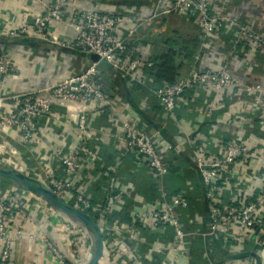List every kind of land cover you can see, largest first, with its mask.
<instances>
[{
	"label": "built area",
	"instance_id": "obj_1",
	"mask_svg": "<svg viewBox=\"0 0 264 264\" xmlns=\"http://www.w3.org/2000/svg\"><path fill=\"white\" fill-rule=\"evenodd\" d=\"M155 1L151 6L152 19L165 16L194 19L204 43L221 38L223 34H232L235 49H241L242 43L247 41L251 48L254 47L249 53H256L257 49L264 56V35L215 10L211 1ZM39 3L42 10L28 13V22L12 30L8 37L51 42L57 35L56 25L63 24L75 33V37L69 42L59 43L61 47L87 57L96 55L99 61L43 89L0 96V169L25 175L94 220L104 241V253L98 264L189 262L195 235L219 244L224 253L225 257L219 255L215 261L207 259L205 264H238L235 259L228 262L227 256L239 255L242 251L237 247L241 245L245 246L243 251H250L252 256H257L259 264H264V178L258 191H251L248 182L251 177L261 180L263 171L254 169L250 164L252 161L259 165L261 160L264 162L263 153H260L263 152L264 135L257 138L256 147H251L242 138L227 140L224 137H216L218 141L205 138L193 146L192 155L201 184L206 188L208 207V228L198 232L185 225L184 215L187 217L189 200L179 193H171L164 184L172 172L165 163L166 151L171 147L163 149L138 122L122 119L120 130L113 127L104 133L105 137L115 142L118 140L124 155L130 154L141 166L148 167L160 189L158 201L129 209L126 199L135 201V198H126L114 168L104 167L99 149L100 134L91 126V115L96 107L102 111L108 107L105 112L115 117L112 100L101 91L97 82L100 63L113 67L121 79L130 84H142L148 76L147 71L153 64L150 59H142L144 52L132 42L141 36L149 20L136 11L109 13L95 5L90 9H81L78 0ZM147 58H150L148 54ZM19 76L10 56L0 54V83L13 81ZM247 79L228 67L220 70L194 69L188 75L179 77L175 83L155 89L154 94L167 117L174 114L183 102L187 103L186 98L211 92L216 97V103L207 108L198 107L196 112L203 114L208 124L215 123L216 119H220L218 113L221 112L215 106L225 103L223 110L230 123L242 121L248 132L255 136L257 131H264V85ZM228 101L234 106L237 104L235 111L231 110L232 105H228ZM60 102L74 103L77 107L74 129L79 143L72 147L69 141L57 153L40 150L41 123H46L48 137L52 124L61 120V117L54 116V109ZM224 123L220 121L219 126ZM24 149L29 152L33 164L25 162L29 157H23ZM240 165L246 170L238 169ZM103 181L107 190L96 192L97 187L104 184ZM232 181L236 182L233 195L223 196V187L229 186ZM126 206L130 221L114 217L125 211ZM31 213L36 218L31 222L33 229L30 236L25 237L24 226L31 221ZM109 216L115 220L108 221ZM40 221L43 222L42 228L38 224ZM43 234L46 253L57 264H73L71 258L74 256H78L75 264L78 261L79 264L90 262L92 243L89 246L90 240L84 227L67 219L36 194L0 179V264H14L17 243L26 238L30 242H38ZM250 259L248 264H256Z\"/></svg>",
	"mask_w": 264,
	"mask_h": 264
},
{
	"label": "crops",
	"instance_id": "obj_2",
	"mask_svg": "<svg viewBox=\"0 0 264 264\" xmlns=\"http://www.w3.org/2000/svg\"><path fill=\"white\" fill-rule=\"evenodd\" d=\"M39 1L48 3L51 0ZM39 1L0 0V54H8L11 62L20 73L17 79L4 84L0 83V96L43 89L64 80L74 71L88 68L94 62L91 57L61 47L59 43L69 42V39L73 40L75 37V33L63 24L56 25L55 30L57 31L55 33L57 35L51 42L35 38L13 39L8 37L12 30L28 22V13H37L42 10ZM209 1H211L215 10L237 19L241 25L248 26L256 33L264 35V0ZM155 2V0H78V6L81 9H90L92 5H95L98 9L109 13H115L118 10H124V12L136 11L149 22L143 29L141 36L136 37L132 44L137 48L141 47V51L152 56L154 49L149 41V36L152 35L150 33L153 32V25L160 23V20L164 18L156 17L152 19L154 14L151 6ZM165 17L167 18V16ZM175 24H172V26ZM195 28L197 27L195 26ZM231 36L232 34H223L221 38L211 39L209 43H204L202 36L196 33V38L200 41L198 52H196L191 62L182 59L178 61L177 64L180 66L179 77L188 75L194 69L210 68L220 70L228 67L235 74L249 78L247 80L250 81H253L251 79L260 81L264 85V56L257 52V49L256 53H249L254 47L251 48L247 41L242 43L241 49H235ZM123 38H125V35ZM99 72L98 85L101 91L112 100L115 117L113 114L109 115L108 112H105L108 107H105V111L96 107L91 115V126L96 133L100 134L99 149L103 161L105 160V153L113 154L111 163L108 166L114 168V174L119 179L122 188H124L123 190H125V197L132 196L135 198V201L126 199L129 209L133 206L139 207L158 201L160 199V189L158 181L148 167L141 166L130 154L125 153L124 155L118 140L115 142L109 137H105L104 133L113 127L120 130L122 119L138 122L145 132L156 138V143L163 149L171 147L170 150L166 151L165 163H168L172 172L166 177L164 184L171 193H179L189 200L190 207L187 210V217L184 215L185 225L188 229L198 232L206 231L208 228L206 188L201 184V177L192 155L193 146L198 145L205 138L218 141L217 138L224 137L227 140L242 138L244 141H248L251 147H256L257 138H261L264 131H257L255 136H252L242 121L238 120L230 123L226 112L223 110L225 103L216 104L215 108L221 110L218 113L220 119L217 120L213 116L216 122L208 124L204 115L196 112V109L198 107L207 108L216 103V97L211 92H203L199 97L190 96V98H186L187 103L183 102L174 114L166 117L154 94L155 89L153 88L152 78L146 76L142 84H130L128 81L121 79L113 67L105 63L99 64ZM227 104L232 105L230 106L232 111L236 110L237 104L234 106L230 101ZM223 111L225 116L221 115ZM77 112L74 103H58V106L54 109V116L61 117V120L52 124L53 129L48 137L45 132L46 123H41L39 135L42 138V144L40 150L57 153L64 149L69 141H71L72 147L78 145L79 137L74 129ZM220 121H225L223 126H219ZM239 122H242V124ZM214 126L215 128H213ZM262 149L263 152L260 153L261 155L263 153L262 158L264 159V143ZM22 155L26 159L29 157L25 160L26 163H34L27 150L24 149ZM250 165L254 169L260 168L263 171L260 181H256V177H251L248 181L252 187L251 191H258L264 178V162L261 160L259 165L256 161H252ZM238 169L246 170L243 165L238 166ZM258 172L260 173V170ZM234 183L236 182L232 181L229 186L223 187V196L231 197L233 195L235 191ZM142 188L146 189V194L149 197L140 192ZM135 203L136 205H134ZM35 218L36 215L31 213V221L24 226L25 237L30 236L33 229L31 222ZM191 219L197 222L194 224L190 221ZM38 224L42 228L43 222L40 221ZM44 239L43 234L38 242H30L27 238L18 242L15 247L14 264H57L46 253ZM191 244V255L194 253L196 257L194 259L192 257L189 262L182 260L179 264H205L207 259L215 261L220 254V256L225 257L219 244L212 242L210 239L206 240L200 235H195ZM244 247L242 245L237 247L242 251L239 256L247 255L249 257L239 259L234 256L231 260L235 259L238 264H248L247 262L251 257L256 261V264H259L257 256H252L251 253L245 254ZM77 258L78 256L71 258L73 264H75ZM231 260L227 259L228 262ZM76 264H79V261Z\"/></svg>",
	"mask_w": 264,
	"mask_h": 264
},
{
	"label": "trees",
	"instance_id": "obj_3",
	"mask_svg": "<svg viewBox=\"0 0 264 264\" xmlns=\"http://www.w3.org/2000/svg\"><path fill=\"white\" fill-rule=\"evenodd\" d=\"M161 22L153 25V29L155 31L152 34V47L154 49V54L147 58V54L143 53V60L150 59L153 67L148 69L149 78L153 79V88L158 89L159 87L165 84H173L179 78V69L180 66L177 64L180 59L186 60L188 62L193 61L194 55L198 52L200 41L196 38V33L201 34V32L195 28L194 19L187 20L185 18H171L164 17ZM168 21L172 24L178 23L179 25L184 24L189 27L190 30L194 32V36L191 37L187 35L183 37L179 32L172 31L170 35L166 33L165 25L168 24ZM196 32V33H195ZM259 122V121H258ZM105 160L103 161L105 164L104 167H108L111 163V159L113 154L105 153ZM171 174V173H170ZM35 186H38L37 183L31 181ZM104 184L97 187L96 192L107 190V184L103 181ZM144 187V186H143ZM169 190V189H168ZM170 191V190H169ZM140 192L146 196V189L142 188ZM149 197V196H148ZM147 197V198H148ZM114 217H119L123 219V221H130L129 213L127 212V206L125 211L120 212V214L115 215ZM113 216H109L108 221L115 220ZM251 253L250 251H246L245 254ZM194 255V253H193ZM196 257L195 255L193 256ZM221 255V254H220ZM247 255H236L235 258H247ZM232 257L227 256V259L231 260ZM251 258V257H250ZM249 258V259H250Z\"/></svg>",
	"mask_w": 264,
	"mask_h": 264
},
{
	"label": "water",
	"instance_id": "obj_4",
	"mask_svg": "<svg viewBox=\"0 0 264 264\" xmlns=\"http://www.w3.org/2000/svg\"><path fill=\"white\" fill-rule=\"evenodd\" d=\"M91 60L98 62V56L94 55ZM0 179L8 180L26 191L32 192L44 199L52 208L85 228L92 242V258L88 264H98L104 253V241L99 226L85 213L64 203L52 190L39 185L35 186L25 175L14 170L0 169Z\"/></svg>",
	"mask_w": 264,
	"mask_h": 264
},
{
	"label": "rangeland",
	"instance_id": "obj_5",
	"mask_svg": "<svg viewBox=\"0 0 264 264\" xmlns=\"http://www.w3.org/2000/svg\"><path fill=\"white\" fill-rule=\"evenodd\" d=\"M165 29H166V33L168 34V35H170L171 34V32L172 31H177V32H179L181 35H183V37H185V36H187V35H190L191 37H193L194 36V32L192 31V30H190L189 28H187L186 26H184V25H177V24H175V25H171V23L168 21V24L167 25H165ZM153 31H155L154 29H153ZM155 32H152V33H150V34H154ZM152 39H153V36L152 35H150L149 36V41H150V43H152ZM66 218L67 219H69L70 221H72V222H75L74 221V219L73 218H71V217H67L66 216ZM78 226H80V227H82L79 223H77V222H75ZM73 226V225H72ZM88 237H89V240H90V244H89V246L91 245V239H90V236L89 235H87ZM79 240V239H78ZM93 250V249H92ZM93 253V252H92Z\"/></svg>",
	"mask_w": 264,
	"mask_h": 264
}]
</instances>
